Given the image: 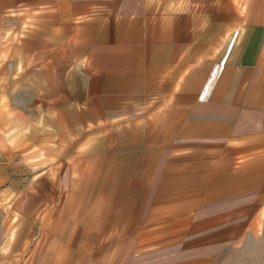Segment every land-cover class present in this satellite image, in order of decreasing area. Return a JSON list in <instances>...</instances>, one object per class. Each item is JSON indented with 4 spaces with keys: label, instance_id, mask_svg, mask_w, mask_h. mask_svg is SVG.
<instances>
[{
    "label": "crops",
    "instance_id": "0c3cea01",
    "mask_svg": "<svg viewBox=\"0 0 264 264\" xmlns=\"http://www.w3.org/2000/svg\"><path fill=\"white\" fill-rule=\"evenodd\" d=\"M0 150L9 264H264V0H0Z\"/></svg>",
    "mask_w": 264,
    "mask_h": 264
},
{
    "label": "rangeland",
    "instance_id": "374dc122",
    "mask_svg": "<svg viewBox=\"0 0 264 264\" xmlns=\"http://www.w3.org/2000/svg\"><path fill=\"white\" fill-rule=\"evenodd\" d=\"M12 15L15 17L16 13ZM10 24H14L16 29L18 21L12 18ZM32 178V170L22 157L0 150V264H9V261H16L20 257L13 251L20 243H33L32 236L24 241L25 226L16 215V199L31 191Z\"/></svg>",
    "mask_w": 264,
    "mask_h": 264
}]
</instances>
